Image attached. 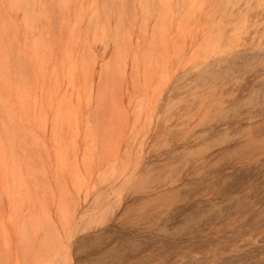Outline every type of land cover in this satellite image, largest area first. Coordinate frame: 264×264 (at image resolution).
<instances>
[{
    "label": "rangeland",
    "instance_id": "1",
    "mask_svg": "<svg viewBox=\"0 0 264 264\" xmlns=\"http://www.w3.org/2000/svg\"><path fill=\"white\" fill-rule=\"evenodd\" d=\"M0 264H264V0H0Z\"/></svg>",
    "mask_w": 264,
    "mask_h": 264
},
{
    "label": "bare ground",
    "instance_id": "2",
    "mask_svg": "<svg viewBox=\"0 0 264 264\" xmlns=\"http://www.w3.org/2000/svg\"><path fill=\"white\" fill-rule=\"evenodd\" d=\"M118 27V26H117ZM117 41V40H116Z\"/></svg>",
    "mask_w": 264,
    "mask_h": 264
}]
</instances>
